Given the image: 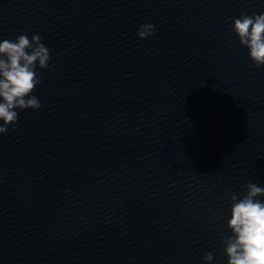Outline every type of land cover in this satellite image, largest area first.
<instances>
[{"label": "water", "instance_id": "95a60500", "mask_svg": "<svg viewBox=\"0 0 264 264\" xmlns=\"http://www.w3.org/2000/svg\"><path fill=\"white\" fill-rule=\"evenodd\" d=\"M253 12L0 0V39L39 34L51 55L41 110L0 136V264H227L226 200L264 186V66L229 20Z\"/></svg>", "mask_w": 264, "mask_h": 264}, {"label": "clouds", "instance_id": "9594fccd", "mask_svg": "<svg viewBox=\"0 0 264 264\" xmlns=\"http://www.w3.org/2000/svg\"><path fill=\"white\" fill-rule=\"evenodd\" d=\"M231 31L241 47L247 49L252 64L264 66V12L229 17ZM155 32L153 24H143L137 37L147 39ZM50 50L39 34L18 35L15 40L0 39V136L15 131L19 112L40 111L34 95L41 84L40 72L50 68ZM40 70V72L37 71ZM228 205L227 229L221 240L227 264H264V186L249 182L239 195L232 193ZM204 264H213L212 252Z\"/></svg>", "mask_w": 264, "mask_h": 264}]
</instances>
